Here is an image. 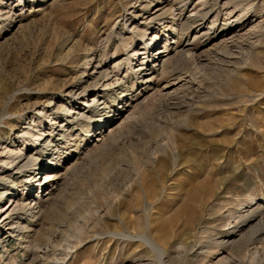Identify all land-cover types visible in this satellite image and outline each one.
<instances>
[{"label": "rangeland", "instance_id": "1", "mask_svg": "<svg viewBox=\"0 0 264 264\" xmlns=\"http://www.w3.org/2000/svg\"><path fill=\"white\" fill-rule=\"evenodd\" d=\"M147 1L0 0V163L35 113L75 88L83 100L95 52L104 62L117 48L126 82L105 92L113 120H77L39 150V175L10 188L0 264H264V204L235 227L264 200V0H153L166 12L160 39L177 50L145 82L124 48L154 46L134 17Z\"/></svg>", "mask_w": 264, "mask_h": 264}, {"label": "bare ground", "instance_id": "2", "mask_svg": "<svg viewBox=\"0 0 264 264\" xmlns=\"http://www.w3.org/2000/svg\"><path fill=\"white\" fill-rule=\"evenodd\" d=\"M146 6L147 8H149V10H147L149 11L147 12L149 13L148 15H145L147 13H145V8L142 7L141 9L136 10L134 17L137 19V21L140 20L139 25H141L142 23L149 25L148 29L146 28L147 31L145 30L144 35L147 37L146 41L151 40V39L154 40L153 42L154 46L150 47L149 49L145 48V51L140 53V51L136 49L134 45H129L127 48H124L126 49L124 60L126 59L131 66L134 63H136L135 74L137 75V77H141L143 79L142 81L148 82V81H152L153 75L156 73V69L158 66L159 68L166 66L167 62L169 61L172 55V52L177 50V46L175 44V41H166L165 43L164 41L162 42V39H160V36H159L158 30L161 26L160 25L158 26L156 22H159L162 24L165 23L164 20L166 19V12L163 11V9L159 6L153 7L154 6L153 0L147 1ZM150 9L153 11L151 12ZM166 10L168 11V9ZM206 15L204 14V16ZM175 16H173V19L171 20V22H168V23L171 24L170 27H172L173 30L181 31V29L185 27L184 26L185 24L182 21L179 22L180 19H176ZM202 24L204 23H200L198 27H203L204 25L202 26ZM195 32H194L195 36H197L199 31L196 30ZM150 36L151 38H149ZM188 36H190V34ZM147 43L148 42H145V45H147ZM163 43H164V46H162ZM117 53H118L117 48H115L113 53L101 55V56H104V62H100L97 60L96 54L99 55V51L94 53V56L89 62V64H92L93 71L88 73L87 79L86 80L84 79L85 81H82V84H81L83 86V89H82V92L81 93L79 92V93L85 96L83 97V100L81 102H75L77 99L75 96H73V95H76L75 94L76 91H74L76 90L75 88L69 93L68 99L70 100L67 104L60 103L57 105V107L53 106L52 104H49L46 107L42 108L41 111H39L38 113H35V115H38V116L37 118H34L35 116L34 115L31 121L29 122V123H31L32 121L34 122L33 124L30 125L31 128H28L27 131H25L19 137L21 147L19 149L15 148V149L10 150V152L8 153H11V155L8 156L6 160L2 161L1 159L2 163H0V204L2 203V201H5V200H7L8 202L9 201L11 202L13 200V198L15 197V191H11L10 188L17 186L18 183L22 179L28 178V177H32L33 179L39 175L40 171L37 173L38 169H40V163H41V162L39 163V161L41 160L39 150H42V149L46 150L48 149V147L53 145L57 140H59L60 137L64 138L65 133L67 132L66 130L73 132L74 123L77 120L79 121L81 119L87 118L91 112H95V113L103 112L102 115L100 116L101 121L106 122L111 119L112 120L114 119V116L116 115L114 112L116 111V109L114 105H109V104L106 105L105 92L108 89H114V87H123L126 84L125 79H123L122 83L119 82L120 80L119 72H120L121 62L118 61V58H116ZM140 54L143 56L139 57ZM111 61L114 62V66L112 69L114 71L112 72L110 70V66L108 65V63ZM111 73H115V76L118 78L113 79L112 76H111L112 78H110L109 76L112 75ZM125 91L129 92V89L127 88L125 89ZM92 92H93V95L91 97L88 96ZM129 95L130 93L126 92L124 95L121 96V98L124 99L128 97ZM48 118H50V123L46 129H44L43 127H42L43 129L41 130L33 129L34 127L39 126V122H37V119H40L41 120L40 123L44 125L46 119ZM94 127L99 129L100 124H96ZM2 153L4 154V152ZM25 167H27V169L23 170V168ZM14 170H19L20 172H23L22 176H19L18 172H14ZM53 180H54V176H51V174L48 173V178L46 179V182L44 185L49 184L51 186ZM251 200L253 201V198ZM14 202L15 201H13L7 208L0 205V211H3V213L5 214L4 219L1 223H5V226L10 225V222H11L10 218L12 217V212H13L12 210L16 211L15 208L10 210ZM262 204H264V200L260 201V203L257 204L256 207H254V205H249L248 207H250V209H248V212L245 213L244 215H241V216L239 215L240 222L239 224H236L235 227L244 228L245 226H248L253 220L256 219V212L262 207ZM5 206H7V204ZM150 208L151 206H150L149 201L145 202L144 211L147 212ZM250 228L251 229L253 228V231L251 233H255V234L256 232H258V230H261V229H258L259 228L258 224L253 225ZM234 231L235 229L228 230L225 232V235L227 236L229 234L232 235V233L234 234ZM191 237H194V236H191ZM241 240H243V237ZM195 245L196 243H193L191 248L192 247L194 248ZM224 245L226 244L224 243ZM156 246L158 247V245Z\"/></svg>", "mask_w": 264, "mask_h": 264}]
</instances>
